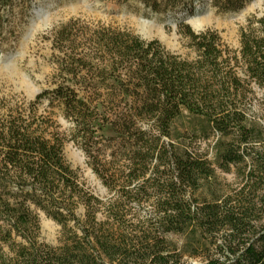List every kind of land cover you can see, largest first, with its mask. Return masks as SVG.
Wrapping results in <instances>:
<instances>
[{
    "label": "trees",
    "instance_id": "1",
    "mask_svg": "<svg viewBox=\"0 0 264 264\" xmlns=\"http://www.w3.org/2000/svg\"><path fill=\"white\" fill-rule=\"evenodd\" d=\"M132 1L160 15L254 0ZM177 30L191 60L126 31L77 42L61 26L55 87L26 111L0 101V264H264V16H250L236 52L210 30ZM41 100L71 122L102 197L66 163L63 139L43 134ZM37 211L61 227L57 247L37 241Z\"/></svg>",
    "mask_w": 264,
    "mask_h": 264
},
{
    "label": "rangeland",
    "instance_id": "2",
    "mask_svg": "<svg viewBox=\"0 0 264 264\" xmlns=\"http://www.w3.org/2000/svg\"><path fill=\"white\" fill-rule=\"evenodd\" d=\"M255 1V0H254ZM243 12V13H242ZM37 13V14H35ZM250 16H264V0L250 3L241 11L221 13L209 5L192 13L152 14L141 4L129 0H11L5 10L0 5V101L7 109L28 110L36 95L56 85L60 53L53 45L52 34L61 26L73 24V38L89 35L95 28L126 31L143 41H157L166 52L191 60L193 50L177 30L182 22L194 33L215 32L221 44L232 52L239 48L240 30ZM75 42V43H77ZM33 110L43 123L45 137L63 139L62 154L80 182L96 196L105 190L88 168L78 144L71 140V122L57 103L41 100ZM227 184L232 175L220 174ZM100 187V188H99ZM82 214V209H77ZM37 241L57 247L61 227L37 211ZM190 264H202L191 260Z\"/></svg>",
    "mask_w": 264,
    "mask_h": 264
},
{
    "label": "water",
    "instance_id": "3",
    "mask_svg": "<svg viewBox=\"0 0 264 264\" xmlns=\"http://www.w3.org/2000/svg\"><path fill=\"white\" fill-rule=\"evenodd\" d=\"M255 1H258V0H255ZM255 1H253L252 3H250V6H253V4H254V2ZM243 13V12H242ZM35 14H37V13H35ZM100 188V187H99Z\"/></svg>",
    "mask_w": 264,
    "mask_h": 264
}]
</instances>
